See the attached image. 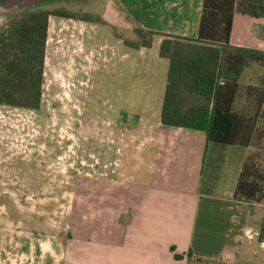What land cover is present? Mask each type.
I'll return each mask as SVG.
<instances>
[{"label":"rangeland","instance_id":"obj_1","mask_svg":"<svg viewBox=\"0 0 264 264\" xmlns=\"http://www.w3.org/2000/svg\"><path fill=\"white\" fill-rule=\"evenodd\" d=\"M161 1L41 0L28 6L65 8L106 23L51 16L41 108L0 105V264H62L71 230L116 208L119 184L143 190L154 183L155 146L164 151L170 140L160 121L169 61L159 56L162 36L141 51L124 40L136 39L138 26L170 28ZM168 1L173 10L180 2L181 29L197 35L202 0ZM24 13L0 9V28ZM252 20L238 15L235 35L245 40L257 32L262 23ZM187 130L202 136L190 143L195 161L188 165L179 155L171 166L181 167L178 178L163 187L227 198L249 149ZM263 262L260 250V258L231 264Z\"/></svg>","mask_w":264,"mask_h":264},{"label":"trees","instance_id":"obj_2","mask_svg":"<svg viewBox=\"0 0 264 264\" xmlns=\"http://www.w3.org/2000/svg\"><path fill=\"white\" fill-rule=\"evenodd\" d=\"M237 13L264 18V0H203L197 37L138 26L137 38L124 42L134 49L152 48L162 36L159 56L169 61V69L161 123L204 131L208 142L252 148L233 198L252 211L260 204L264 210V50L232 44ZM51 16L106 23L65 8L28 11L5 23L0 28V105L41 108ZM253 64L263 73L244 84Z\"/></svg>","mask_w":264,"mask_h":264},{"label":"crops","instance_id":"obj_3","mask_svg":"<svg viewBox=\"0 0 264 264\" xmlns=\"http://www.w3.org/2000/svg\"><path fill=\"white\" fill-rule=\"evenodd\" d=\"M161 2L164 3L161 13L170 27L163 32L197 37L180 27V2L176 10L168 0ZM147 8L144 9L151 12ZM201 10L202 6L200 17ZM238 15L246 14L235 15L232 44L264 50V18L252 17V25L262 23V26L244 40L235 35ZM198 26L199 22L197 34ZM135 50L141 51L142 48ZM260 68L258 64L248 67L243 83L253 82L255 76L260 75L255 73ZM164 127L170 140L164 151L155 146L153 159L156 168L151 169L154 183L143 190L119 184L115 194L118 201L116 208L105 210L104 217L92 225L77 226L71 230L62 264H190L192 261L231 264L247 263L248 258L253 256L260 258V250L264 251V239L260 237L263 205H256L252 211L248 203L235 200L233 194L236 185L226 195L227 198L222 195L175 192L176 189L163 187L172 180L175 182L181 171V167L171 168L174 160L182 155L184 162L191 165L195 161L196 148L190 143L202 140V136L185 128ZM179 142L187 145L186 149ZM245 148L251 150L250 147ZM249 150L244 159H240L241 169L251 152ZM177 255L181 258H177Z\"/></svg>","mask_w":264,"mask_h":264},{"label":"flooded vegetation","instance_id":"obj_4","mask_svg":"<svg viewBox=\"0 0 264 264\" xmlns=\"http://www.w3.org/2000/svg\"><path fill=\"white\" fill-rule=\"evenodd\" d=\"M36 1L39 2L41 0H0V9H4L6 11L21 10L25 12L24 14H26L28 12V6Z\"/></svg>","mask_w":264,"mask_h":264}]
</instances>
